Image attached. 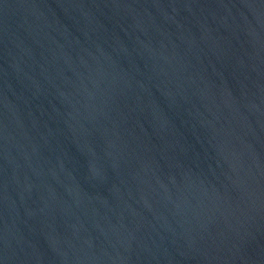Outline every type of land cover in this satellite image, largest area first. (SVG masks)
I'll return each mask as SVG.
<instances>
[{
	"label": "water",
	"instance_id": "obj_1",
	"mask_svg": "<svg viewBox=\"0 0 264 264\" xmlns=\"http://www.w3.org/2000/svg\"><path fill=\"white\" fill-rule=\"evenodd\" d=\"M0 264H264V0H0Z\"/></svg>",
	"mask_w": 264,
	"mask_h": 264
}]
</instances>
